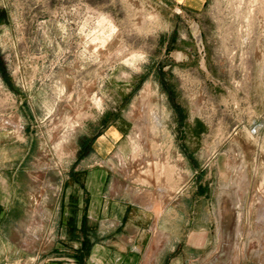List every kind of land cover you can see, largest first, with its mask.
I'll return each instance as SVG.
<instances>
[{
  "label": "rangeland",
  "instance_id": "rangeland-1",
  "mask_svg": "<svg viewBox=\"0 0 264 264\" xmlns=\"http://www.w3.org/2000/svg\"><path fill=\"white\" fill-rule=\"evenodd\" d=\"M116 125L125 154L97 167L205 186L264 251V0H0V171L17 169L34 219Z\"/></svg>",
  "mask_w": 264,
  "mask_h": 264
},
{
  "label": "crops",
  "instance_id": "crops-1",
  "mask_svg": "<svg viewBox=\"0 0 264 264\" xmlns=\"http://www.w3.org/2000/svg\"><path fill=\"white\" fill-rule=\"evenodd\" d=\"M123 133L116 125L98 135L62 175L54 206L39 220L17 169L0 171V264H264L263 250L241 247L233 204L205 186L199 194L189 185L123 186L97 167L112 151L125 154ZM248 222L251 243L257 231Z\"/></svg>",
  "mask_w": 264,
  "mask_h": 264
},
{
  "label": "water",
  "instance_id": "water-1",
  "mask_svg": "<svg viewBox=\"0 0 264 264\" xmlns=\"http://www.w3.org/2000/svg\"><path fill=\"white\" fill-rule=\"evenodd\" d=\"M197 40H200V36H198Z\"/></svg>",
  "mask_w": 264,
  "mask_h": 264
},
{
  "label": "bare ground",
  "instance_id": "bare-ground-1",
  "mask_svg": "<svg viewBox=\"0 0 264 264\" xmlns=\"http://www.w3.org/2000/svg\"><path fill=\"white\" fill-rule=\"evenodd\" d=\"M152 16V15H151ZM260 203V202H259Z\"/></svg>",
  "mask_w": 264,
  "mask_h": 264
}]
</instances>
